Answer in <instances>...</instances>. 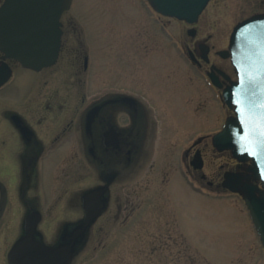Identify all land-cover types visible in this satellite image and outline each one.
I'll return each instance as SVG.
<instances>
[{
    "label": "rangeland",
    "instance_id": "374dc122",
    "mask_svg": "<svg viewBox=\"0 0 264 264\" xmlns=\"http://www.w3.org/2000/svg\"><path fill=\"white\" fill-rule=\"evenodd\" d=\"M263 1L211 0L193 25L153 13L147 0L73 1L63 16L77 28L70 27L68 42L80 48L84 41L93 65H100L102 92L132 95L148 121L145 152L139 154L144 158L116 178L107 213L93 225L80 264H264V247L243 198L221 187L210 189L201 172L191 174L184 155L204 135L199 146L205 147L208 178L216 180L235 163L228 152L213 148L212 136L227 116L217 93L189 61L187 44L206 39L211 61L230 68V58L218 51L227 48L238 21L264 11ZM194 26L192 38L188 29ZM93 94L87 90L88 97ZM128 122V113L119 115L122 127ZM55 152L44 156L41 193L48 206L70 194L74 206L100 182L99 174L89 159L76 163L75 150L64 155L70 156V167L54 163ZM58 203L57 212L45 208L49 222L64 211Z\"/></svg>",
    "mask_w": 264,
    "mask_h": 264
},
{
    "label": "flooded vegetation",
    "instance_id": "af4514ba",
    "mask_svg": "<svg viewBox=\"0 0 264 264\" xmlns=\"http://www.w3.org/2000/svg\"><path fill=\"white\" fill-rule=\"evenodd\" d=\"M3 2L0 0V7ZM259 7L264 8V5ZM70 27L77 32L75 23L63 21L57 63L39 71L8 57L0 48V264H22L23 261L34 264V237L45 246L58 249V260L68 251V264L85 261L92 231L88 229L75 236L87 216L84 196H79L74 206L70 194L63 195L59 201L52 199L53 203L48 206L41 193L47 166L44 156L50 149L56 151L53 162L67 163L68 167L70 156L64 155L70 149L75 150L77 157L73 156V160L77 158L76 163L83 165L89 159L102 182L116 179L135 161L139 163L144 158L139 154H143L141 150L145 148L140 144L148 138L145 110L138 100L129 104L125 93L102 92L100 65L98 62L93 65L84 41L80 48L71 46L67 38ZM187 49L193 56L191 60L207 76L214 72V77L223 85L233 78L235 71L231 61L228 69L211 61L212 48L206 39L195 38L187 44ZM18 83H21L20 88H14ZM87 90H94V94L88 97ZM91 113L93 117L88 123ZM122 113H128L129 117L124 127L119 123ZM204 140L206 138L202 142ZM199 149L206 156L205 147L191 145L185 157L191 174L201 172L202 177L203 170L191 165ZM246 167V163L235 160L230 169L244 173ZM218 176L217 181L204 177L210 188L222 186L224 173ZM108 196L102 195L105 206ZM58 202H62L64 211L53 215V221L49 222L45 208L56 211ZM27 235L33 241L25 251L20 249L11 256L17 242Z\"/></svg>",
    "mask_w": 264,
    "mask_h": 264
},
{
    "label": "water",
    "instance_id": "95a60500",
    "mask_svg": "<svg viewBox=\"0 0 264 264\" xmlns=\"http://www.w3.org/2000/svg\"><path fill=\"white\" fill-rule=\"evenodd\" d=\"M149 1L157 11L191 23L198 21L209 2ZM71 5L72 0H6L0 10V47L8 56L34 69L54 64L61 45L60 18ZM231 49L241 83L234 88L229 87L225 98L230 106L237 105L239 116L229 117L224 129L213 137V141L218 150L230 149L240 161L252 162L250 174L226 173L223 185L243 195L264 244V189L251 183L254 177L261 179L264 186V15L246 20L236 28ZM92 115H89V121ZM193 163L198 168L204 164L199 154ZM108 186L86 193V220L75 236L83 233L100 214L104 206L101 196ZM32 241L27 235L19 240L15 248L25 251ZM58 252V249L45 246L34 237V264H66L68 251L60 260Z\"/></svg>",
    "mask_w": 264,
    "mask_h": 264
},
{
    "label": "bare ground",
    "instance_id": "6f19581e",
    "mask_svg": "<svg viewBox=\"0 0 264 264\" xmlns=\"http://www.w3.org/2000/svg\"><path fill=\"white\" fill-rule=\"evenodd\" d=\"M229 37H230V35H229ZM22 264H29V262L28 261H23Z\"/></svg>",
    "mask_w": 264,
    "mask_h": 264
}]
</instances>
